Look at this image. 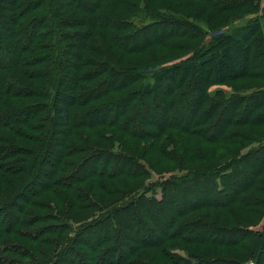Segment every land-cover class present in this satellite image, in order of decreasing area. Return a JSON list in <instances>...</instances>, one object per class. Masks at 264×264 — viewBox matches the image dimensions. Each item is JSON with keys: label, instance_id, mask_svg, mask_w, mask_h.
<instances>
[{"label": "trees", "instance_id": "1", "mask_svg": "<svg viewBox=\"0 0 264 264\" xmlns=\"http://www.w3.org/2000/svg\"><path fill=\"white\" fill-rule=\"evenodd\" d=\"M154 1L0 0V264H264L262 24L193 20L260 0Z\"/></svg>", "mask_w": 264, "mask_h": 264}, {"label": "rangeland", "instance_id": "2", "mask_svg": "<svg viewBox=\"0 0 264 264\" xmlns=\"http://www.w3.org/2000/svg\"><path fill=\"white\" fill-rule=\"evenodd\" d=\"M257 1V0H256ZM164 3H162L161 1L159 2L158 0H155L152 4V6L154 7L155 5L158 7H167V6H171L174 3L177 2V0H163ZM254 2V1H253ZM255 4V3H254ZM162 12H165L166 10H161ZM264 12V0H260L259 2V6L257 8L254 7L253 3L251 2V4L248 7H241L238 10L235 11H230V12H224L221 15H215L213 17H209L208 13L206 14H202L203 16L201 17L200 20H195L192 17H190V19H193L195 22H197L202 28L205 29L206 31V36L204 38V43H207L212 36L216 35L217 33H221V32H232L233 30H236L240 27H243L244 25H246L250 20L254 19V18H260L261 24H262V31H263V36H264V15L262 14ZM150 17L147 18L145 12H139L138 15L134 16L133 19L131 20L137 27H141L143 25H145V23L150 22ZM217 28V29H214ZM152 35V31H149L147 36H151ZM193 52V50L190 51V54ZM144 53H140V54H136V55H132V56H128L127 57V61L130 62L129 66H133V64H145L146 62L149 63L150 61H160L162 59H168L169 62H167V64H173V63H178L179 61H181L182 57L178 58V55L181 53L177 50L173 51V50H168L167 48H160V47H154L151 48L149 50H147ZM189 54V55H190ZM177 55V56H176ZM188 56V55H187ZM186 56H183V58ZM166 64V65H167ZM224 65L226 66V68L229 70L231 68V64L228 61H224ZM247 84H251V82H248V80L246 79H239V80H235L231 83H224L221 85H213L211 86L209 92L211 94H213L215 91L217 90H223L226 93H230L232 92L233 87H239V86H243V85H247ZM233 86V87H232ZM31 148H34V145L31 144L30 145ZM132 149V148H131ZM247 149V148H246ZM245 149V150H246ZM222 153H219V155H221ZM158 156L155 158L157 159ZM226 158H228V156H222L219 160H225ZM171 166H168V164H162L160 166V169L164 171V173H159L158 174V165L156 166V168L154 169V171H152V174L150 177H148L149 181H157L158 179L161 178H165L167 176H169L171 174V172H168L167 170L170 169ZM136 182L131 183V185H135ZM5 184L2 185V188L4 189ZM156 196L159 197L160 193L157 192ZM39 199L43 200V197H40ZM92 212H89L88 210H81L79 212L76 213V215L80 214L81 216H83L84 219H87L89 217V215ZM95 214V212H94ZM82 218V219H83ZM253 228H257L260 229L261 225H257ZM177 243H174V246H176ZM182 248L176 249L175 251L178 252L180 255H182L183 257L187 258L186 253L184 252V250ZM194 249V252L196 253H203L206 252L207 249L205 248H192ZM217 252H221V253H227L230 255H235L237 257L241 256V254L238 253L237 250L235 249H214ZM151 255L155 254V251L150 252ZM146 256H150L148 253H146ZM160 264H167L164 260L160 262ZM243 264H254L252 259H247L246 261L243 262Z\"/></svg>", "mask_w": 264, "mask_h": 264}]
</instances>
